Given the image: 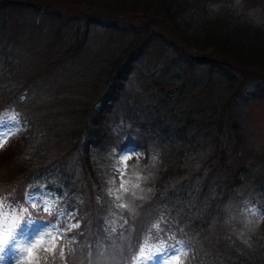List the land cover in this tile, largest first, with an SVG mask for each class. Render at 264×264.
<instances>
[{
  "label": "trees",
  "instance_id": "1",
  "mask_svg": "<svg viewBox=\"0 0 264 264\" xmlns=\"http://www.w3.org/2000/svg\"><path fill=\"white\" fill-rule=\"evenodd\" d=\"M51 1L140 14L170 26L184 46L155 25L143 36L132 21L50 17L56 29L48 34H61L40 53L67 65L66 78L50 86L41 65L31 70L24 57L33 43L23 39V24L16 30L8 15L21 12L34 25L46 3L0 0V118L15 112L19 121L0 151V197L52 200L50 226L60 225L67 243L44 264H144L140 248L147 256L170 246L182 250L165 259L171 264H264V148L249 129L264 86L247 84L264 80V0ZM96 27L107 33L94 36ZM110 34L121 38L116 46ZM63 40L72 48L64 51ZM91 41L97 51L86 59ZM80 68L93 84L88 93ZM132 146L142 150L129 151L131 170L142 175L133 179L137 198L114 200L112 169L123 170L118 152ZM210 187L216 195L205 207ZM102 228L106 242L92 250Z\"/></svg>",
  "mask_w": 264,
  "mask_h": 264
},
{
  "label": "rangeland",
  "instance_id": "2",
  "mask_svg": "<svg viewBox=\"0 0 264 264\" xmlns=\"http://www.w3.org/2000/svg\"><path fill=\"white\" fill-rule=\"evenodd\" d=\"M18 0H11V3L17 2ZM44 5L45 13L47 15H44L39 19V21L35 22L33 24V19L30 18L28 15H24L21 17V12L13 11L12 13H9V18L11 19V23L16 27H19L20 24H23V29L21 32L23 33L25 38H30L32 47H30V44L27 46H23V54L26 60H28L31 70H35L34 65L36 66L37 63L41 65V69L44 70L46 74V78L48 79V83H53L56 78L58 80L62 81L66 77L63 75L64 67H67V65H61V63L55 62L52 59L51 51L50 53L46 55H41L40 51L43 50L46 53V49L51 47V45L54 43L53 40L57 38L58 35L61 34L58 32L53 34H48V32H51L52 29H56V24H54V21L50 17H54L58 19L59 21H62V19L67 22L69 19L76 18L79 16L81 19V25L84 23L86 17L88 16H94L96 19L101 21H106V23L113 24H120L126 23L127 21H132L136 27L140 30V32H143V36L145 35V30L148 25H155L160 28V30L168 36L171 41L174 42L177 46H180V48H183V44L180 42V38L177 34H175L174 30L166 24H163L159 21L154 22L149 20L148 18L141 16L140 14L135 13H124V12H111L107 5L101 6L98 4H95L93 6H89V3L84 4H73L69 2H60V1H51V0H41ZM90 4H94L93 2ZM26 23V26L24 24ZM35 27L33 30L32 28ZM15 28V27H14ZM18 30L17 28H15ZM100 27H96L93 35H102L104 36L107 32L99 30ZM48 31V32H47ZM53 35V36H52ZM60 36V35H59ZM122 36V35H121ZM108 37V36H107ZM110 43H112L114 46L117 45V42L121 40L118 34H115L114 37L110 36ZM144 37H140L142 40ZM37 43H42L45 45L44 47L38 49ZM64 44V51H66L72 45L71 42L66 43L64 40L62 41ZM94 45V42L91 41L90 44H86L84 46V49L82 50L83 55L86 56V59H90L95 56V53L97 50L92 52V45ZM37 47L35 49L34 47ZM141 45V44H140ZM139 45V46H140ZM62 50V48L60 47ZM63 51V52H64ZM66 53H62V55H65ZM157 55H151L149 63L151 64L154 57ZM66 58V56H63L61 61ZM100 59L95 57V63L98 62ZM64 66V67H63ZM78 71H83L86 74H84L87 78L80 79V84L82 85V89L87 91V89H90V87L93 86L90 82V77L86 70L83 68H80ZM261 81V82H260ZM47 84V83H46ZM249 85V89H253L254 86L260 84L264 86V80L260 78H256L250 81V83H247ZM51 86V84H50ZM48 88H46L47 90ZM50 89V87H49ZM88 93V91H87ZM77 97H84L85 95H77ZM135 97V95H131L132 97ZM27 99L24 104L31 105V103ZM44 103V107H46V102ZM252 120H250L249 129L250 132H253L257 136H261L262 141L260 143V146L264 148V104H254L252 105ZM43 104L41 103V108H44ZM48 107V106H47ZM18 122L16 120L15 112H9L0 118V151L4 150V147L7 145L8 141L14 136L13 134L15 131L19 130ZM259 132V133H258ZM125 155L127 156V159H122V168L125 172V186L132 188L133 187V179L136 177L142 176L139 171H132V154L129 152H126ZM130 170V171H129ZM119 185H120V177H119ZM119 190V188H118ZM129 196L128 194H122V199ZM13 195H10L6 198L0 197V236H3L5 234V230L8 227H11L13 222L20 219V218H26L28 216H31L34 220H36V223L29 227L27 224H24V226L19 230L17 233V238L20 239L24 244L26 248H31V253H25L24 258L18 262V264H32L33 262H40L41 264H44V262L47 259H50L51 257H54L60 250L65 248V234L64 231L60 228L57 229L60 225L50 226V223L52 221V218L55 217L56 212L53 211L51 208L52 200H40V203L38 204L37 197H32L31 200H27L29 205L24 204H16L13 205L12 201L5 202L10 203L11 207L8 205L5 206L2 204V200H12ZM20 206V207H19ZM19 208V209H14ZM43 222H49V226H46ZM63 233L64 237H60L57 235V233ZM37 233H40L37 235ZM64 245V246H63ZM113 252L117 253L119 252V247L112 248ZM179 252L181 253L182 250L180 249ZM50 256V257H49ZM0 264H13V261L11 259V253L5 257L3 261H0ZM98 264H104L102 261L98 262ZM153 264H160L159 258H157L155 261H153ZM163 264H171L169 261L164 260ZM174 264V262L172 263Z\"/></svg>",
  "mask_w": 264,
  "mask_h": 264
},
{
  "label": "snow or ice",
  "instance_id": "3",
  "mask_svg": "<svg viewBox=\"0 0 264 264\" xmlns=\"http://www.w3.org/2000/svg\"><path fill=\"white\" fill-rule=\"evenodd\" d=\"M123 125V122H121V126ZM130 126V125H129ZM125 143H127V140H125ZM129 151H142L137 149L135 146H132L130 148H121L118 152V155L122 157L123 159H127V156L125 155L126 152ZM112 171L120 177V185L119 190H116L112 187H109L108 189V195L110 197H113L114 200H120L122 199V194H128L133 199L137 198V189L140 188V185L137 183L134 187L129 188L125 186L124 180H125V172L121 170L119 167H114ZM142 192L143 190L140 189ZM195 191V190H193ZM216 193L213 191V189L210 187L208 189V194L204 200V206H208V200L212 197H214ZM140 199H143V196L139 197ZM29 200L32 199V197L28 198ZM23 202V198L20 196H14L12 197V204L16 205L17 203ZM127 205L125 204H119L118 207L124 208ZM75 214V209H73L71 212H67L65 214V219L73 217ZM264 215V212L261 213ZM36 223V220H34L31 216H28L26 218H20L13 222L11 227L6 228L5 234L3 236H0V261H3L6 256H8L11 253V259L13 261V264H18L20 260L24 258L25 253H31V248H26L25 244L17 238V233L19 230L24 226V224H27L29 227L34 225ZM46 226H49V222H43ZM125 224H127V221H124ZM69 229L79 227V222L76 224L68 225ZM158 227V226H157ZM114 232L115 229H112ZM103 233V235H101ZM40 233H37L39 235ZM58 236L64 237L63 233H57ZM108 235V229L102 228L100 229L93 240L90 242L91 249L96 250L99 248V246L106 242V237ZM74 239V237L72 238ZM130 248H136L138 247V244H130ZM179 251V248L177 246H170V247H164L157 249L154 253H149L147 256L143 255V249L140 248L141 252V258L143 259L144 264H153V261H155L157 258L160 260V264H163V261L168 258L169 255H175ZM61 255H63V250H61Z\"/></svg>",
  "mask_w": 264,
  "mask_h": 264
}]
</instances>
